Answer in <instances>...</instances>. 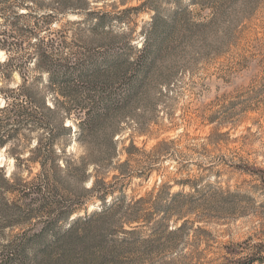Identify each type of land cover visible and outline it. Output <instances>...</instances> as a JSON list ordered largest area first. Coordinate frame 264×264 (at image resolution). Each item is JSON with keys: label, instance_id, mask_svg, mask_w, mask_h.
<instances>
[{"label": "rangeland", "instance_id": "374dc122", "mask_svg": "<svg viewBox=\"0 0 264 264\" xmlns=\"http://www.w3.org/2000/svg\"><path fill=\"white\" fill-rule=\"evenodd\" d=\"M66 1L76 9L84 7L81 0ZM89 1L90 8L107 13L109 20L114 18L109 22L112 28L94 29L84 14L70 11L63 15L59 11V21L52 26L58 35L49 33L56 36L59 50L88 55L123 41L141 48L145 35L154 36L151 24L156 11L152 6L163 18L179 6L188 7L186 17L178 22L174 42L163 48L144 90L132 105L104 119L102 127L93 132H83L72 119L75 117H65L66 106H73L52 90L45 76L43 82H33L42 76L33 63L26 86L19 72L11 74L0 67V108L10 103L11 109L29 106L35 113L34 103L32 106L24 97L13 99L21 88L30 87L35 88L30 91L35 92L39 112L47 116L41 108L43 101L56 107L54 115L46 117L51 119L52 128L37 130L28 124L17 131V121H8L10 109L0 111L4 120H0V129L9 137L0 148V184L7 188L3 179L13 180V173L29 182H40L35 178L42 173V165L33 161V153L40 139L46 141L61 132L65 117L72 133L58 136L54 148L60 159L47 164L54 177L49 190L86 199V209L78 214L105 206L85 191L96 181L119 187L124 182L123 190L107 201L125 194L132 208L151 191L157 193L163 185H171L173 193L191 194L178 198L185 213H190L186 217L190 233L182 251L164 261L238 264L264 255V0H199L197 4L191 0H151L143 6L147 0ZM58 2L28 0L32 7L55 9ZM4 21L0 10V31L5 28ZM196 22L208 25L194 28ZM6 59V52L0 49V62ZM6 93L10 96L5 98ZM133 144L137 150L129 149ZM150 167H154L152 171ZM122 170L137 174L130 179ZM6 188L0 189V224L5 222L6 213H16L14 206L20 202ZM4 231L0 244L8 236L24 234L20 226Z\"/></svg>", "mask_w": 264, "mask_h": 264}, {"label": "trees", "instance_id": "16d2710c", "mask_svg": "<svg viewBox=\"0 0 264 264\" xmlns=\"http://www.w3.org/2000/svg\"><path fill=\"white\" fill-rule=\"evenodd\" d=\"M9 2L13 5L9 6ZM81 2L84 7L79 10L75 8L77 6L71 7L72 3L66 0H60V6L56 9L39 4L38 7H32L28 0H0L1 16L6 21L5 28L0 31V49L7 54V59L0 62V67L11 74L19 72L26 86L30 82L26 76L28 68L33 63L42 75L33 82H43L45 78L52 90L60 93L73 106H66L65 117H75L72 119L79 129L93 132L102 127L104 119L116 116L132 105L144 90L163 48L174 42L178 22L186 17L188 6H179L167 18H163L157 7L152 6L156 11L151 24L154 36L145 35L141 48L133 45L132 41H123L109 44L104 50L88 55L63 52L56 45V36H49V33H55L52 26L59 21V11L63 15L70 11L84 14L94 29L112 28L109 22L114 18L109 20L107 13L90 8L89 0ZM150 2L144 1L141 6ZM191 3L197 4L199 0H191ZM193 25L194 28H201L208 24L196 22ZM30 88H21L20 94L11 96L16 100L24 97L31 105L34 103L35 113L31 107L23 105L11 109L10 103L0 108V111L7 112L10 109L12 114L8 121H17V131L28 124L36 130L52 128L51 119L47 121L46 117L54 115L56 107L47 106L43 101L41 108L47 116L39 112L40 106L38 108L34 101L35 92H31L33 90ZM3 96L6 98L10 95L6 93ZM65 117L61 122V132L51 135L46 141L40 139L33 153V161L42 165V173L35 178L40 182H29L13 173V180L3 179L7 188L0 184V189L6 188L8 193L16 194L20 201L14 206L16 213H6L5 222L0 224V236H4L6 227L20 226L24 229V234L4 238L0 244V264H169L164 260L182 251L190 233L189 221L186 220L190 213H185L178 198L191 194L182 191L173 193V187L165 184L157 193L151 191L147 198L135 201L136 206L132 208L126 203L128 198L125 194L113 198L111 203L107 201L117 191L123 190L126 186L124 182L119 187L104 180L96 181L85 191L91 196L90 199L95 197L105 206L102 210L78 214L81 209H86V199L52 194L49 190L54 177L47 164L60 159L54 148L59 141L58 136H70L72 133V126L65 125ZM6 134L4 129H0V148L9 142ZM81 135L80 132L79 139ZM114 137L115 133H112L111 143H114ZM132 148L137 150L134 144L129 149ZM152 168L148 169L152 171ZM0 173H3V168H0ZM121 173L130 179L137 174L133 170L128 173L122 170ZM130 183L131 180L127 187ZM193 189L199 191L198 188ZM128 209L130 212L125 213ZM33 220L37 221L33 223ZM29 225L31 227L26 232L25 228ZM256 261L264 262V255L251 257L238 264Z\"/></svg>", "mask_w": 264, "mask_h": 264}]
</instances>
